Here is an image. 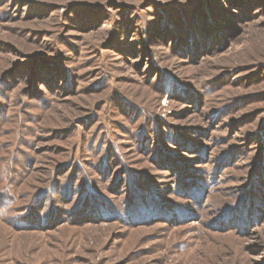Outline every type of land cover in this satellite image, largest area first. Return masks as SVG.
<instances>
[{
    "label": "rangeland",
    "instance_id": "obj_1",
    "mask_svg": "<svg viewBox=\"0 0 264 264\" xmlns=\"http://www.w3.org/2000/svg\"><path fill=\"white\" fill-rule=\"evenodd\" d=\"M0 264H264V0H0Z\"/></svg>",
    "mask_w": 264,
    "mask_h": 264
}]
</instances>
